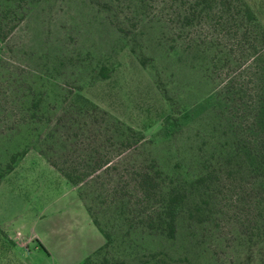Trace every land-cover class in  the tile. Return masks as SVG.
I'll use <instances>...</instances> for the list:
<instances>
[{"label": "rangeland", "instance_id": "374dc122", "mask_svg": "<svg viewBox=\"0 0 264 264\" xmlns=\"http://www.w3.org/2000/svg\"><path fill=\"white\" fill-rule=\"evenodd\" d=\"M242 2L256 24L226 13L223 27L218 0H0L15 25L0 42V173L26 150L0 179V264H264V0ZM117 120L143 137L126 152ZM53 131L71 149L93 137L108 164L70 183L46 156ZM153 161L163 190L213 171L188 202L207 221L180 213L173 238L147 226L160 203L134 179Z\"/></svg>", "mask_w": 264, "mask_h": 264}, {"label": "trees", "instance_id": "16d2710c", "mask_svg": "<svg viewBox=\"0 0 264 264\" xmlns=\"http://www.w3.org/2000/svg\"><path fill=\"white\" fill-rule=\"evenodd\" d=\"M219 9L222 15L224 16L226 13L231 14V16L236 15L239 16V21H247L251 24H256V17L253 11L242 2V0H218ZM8 9V8H7ZM14 10V9H12ZM1 15V14H0ZM227 16H224V26L227 25ZM5 23L3 19L0 18V42L5 40L8 33L11 32L15 25L8 27L7 31H4ZM239 28V27H238ZM239 37L242 40V35L240 33ZM243 36H246V32L244 31ZM256 38H259L256 35ZM260 41L264 43V32L260 35ZM101 75L105 77L107 75L106 69H102L100 71ZM83 103L86 105L92 106V122L96 123L97 115L96 110L98 108L88 99L83 98ZM95 110V111H94ZM79 114V111H78ZM33 118H35V113L31 114ZM260 122L264 127V111L260 115ZM104 118V117H103ZM33 122H36L35 120ZM38 122V121H37ZM118 124L122 126L123 133L121 135L122 141V148L123 152H126L131 147L135 146L142 140V134L138 131L132 129V127L124 125L120 121ZM36 128V127H35ZM105 129V127H104ZM92 140L89 143H84L85 146L81 148H73L71 149L70 144H66L64 141H61V138L57 135L56 131L50 132L49 136L45 140V146L48 149L46 156L48 161L52 166L57 168L62 175L72 184H80L85 181L89 176L95 173L97 170L104 167L108 164L109 161H101L97 159H110L104 158L100 156L98 146H100L98 141L91 137ZM131 138H134L132 140ZM75 142V141H74ZM242 147L236 146L234 147V152L231 151L227 155L229 158L233 159L235 154L240 155L241 152L244 154L246 151H242ZM26 150L18 151L12 153L8 159V161L3 166V171L0 173L1 176L5 172H10L15 163L21 156L24 155ZM42 153H45L42 148H40ZM254 155V154H253ZM61 159V163L59 160ZM85 159H95L91 165V167L86 168V165L82 162ZM255 162L252 163V168L261 170L264 168V152L262 154L254 155ZM89 162V161H88ZM155 162L153 161V164ZM84 165V166H83ZM90 165V164H89ZM152 167H142L138 171V174L135 177V187L137 191L140 193L142 200L146 203H152L153 201L160 203L159 210L157 212L150 214L147 216V226L149 228H156L157 230L161 231L166 236L173 238L177 231V220L178 215L180 213L187 214L190 218L193 217L199 222L207 221V215L202 211L203 206L199 202H195L193 207H188L189 200L192 198V195L195 191L199 190V192H206V188L209 186L211 182H213V171H208L205 174L198 175L194 178L187 179V178H178L174 180L173 178L169 179V183L167 185V189L163 190V182L165 181L162 176V171L156 164L151 165ZM154 168V169H153ZM242 167H238L237 171H241ZM233 170V168H231ZM168 178V176L166 177ZM165 178V179H166ZM201 202L207 204L206 198L201 197ZM93 223L98 227L99 231L102 233L103 237L105 238V243L101 247V249L105 248L108 240L110 238L109 234L106 233L102 228L99 227L97 219L93 218ZM264 230V225L262 227H258V230ZM100 249V250H101ZM81 264H124L123 261L116 260V261H109L106 257H102L101 261H97L92 256H87ZM154 264H182L180 260H158L155 261Z\"/></svg>", "mask_w": 264, "mask_h": 264}]
</instances>
